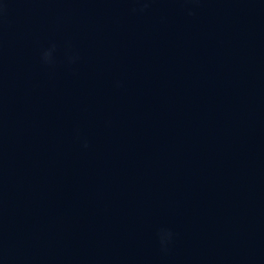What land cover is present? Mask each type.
Listing matches in <instances>:
<instances>
[{"label": "water", "instance_id": "water-1", "mask_svg": "<svg viewBox=\"0 0 264 264\" xmlns=\"http://www.w3.org/2000/svg\"><path fill=\"white\" fill-rule=\"evenodd\" d=\"M0 264H264V0H0Z\"/></svg>", "mask_w": 264, "mask_h": 264}, {"label": "clouds", "instance_id": "clouds-1", "mask_svg": "<svg viewBox=\"0 0 264 264\" xmlns=\"http://www.w3.org/2000/svg\"><path fill=\"white\" fill-rule=\"evenodd\" d=\"M55 50V45H52L49 49L44 50L42 55H41V60L44 63H51L52 62V53ZM71 60V58H70ZM170 233L168 232H163L161 234V244H164L165 241L170 238Z\"/></svg>", "mask_w": 264, "mask_h": 264}]
</instances>
